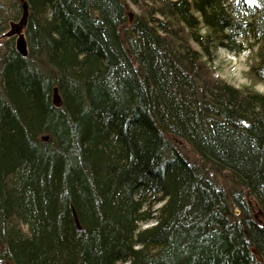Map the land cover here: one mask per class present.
Segmentation results:
<instances>
[{
  "label": "trees",
  "instance_id": "trees-1",
  "mask_svg": "<svg viewBox=\"0 0 264 264\" xmlns=\"http://www.w3.org/2000/svg\"><path fill=\"white\" fill-rule=\"evenodd\" d=\"M26 1L28 55L0 43V263L264 264V95L211 60L256 47L264 83V0ZM21 16L0 0V37Z\"/></svg>",
  "mask_w": 264,
  "mask_h": 264
},
{
  "label": "rangeland",
  "instance_id": "rangeland-1",
  "mask_svg": "<svg viewBox=\"0 0 264 264\" xmlns=\"http://www.w3.org/2000/svg\"><path fill=\"white\" fill-rule=\"evenodd\" d=\"M132 10H137L133 5H131ZM205 31H203L204 33ZM15 37L5 38L0 37V43H5L6 39H11ZM257 52L256 47L254 50H246L240 54H235L224 48H217V50L212 49L211 60L213 64V74L216 78L226 81L237 88H249L264 95V83L259 81L253 76V66L257 65V59L255 53ZM184 153L191 157L192 154L188 151L183 150ZM230 187L231 185H227ZM160 206L156 205L154 208ZM239 211L236 210V215ZM156 224V221L150 220L149 222L143 223L142 227H152ZM262 258V257H261ZM258 260V259H257ZM262 262L263 260H258ZM1 264V263H0Z\"/></svg>",
  "mask_w": 264,
  "mask_h": 264
},
{
  "label": "water",
  "instance_id": "water-1",
  "mask_svg": "<svg viewBox=\"0 0 264 264\" xmlns=\"http://www.w3.org/2000/svg\"><path fill=\"white\" fill-rule=\"evenodd\" d=\"M22 6V16L18 21L11 22L8 28V31L2 35V37L10 38L15 37V46L17 52L22 56L26 57L28 55V46L27 41L24 35V28L27 25L28 17H29V4L26 0H19ZM53 104L56 107H61L63 105V101L58 90L54 89L53 94ZM44 140H48L47 136L43 137ZM252 252L255 254L258 260H262L258 251L254 248Z\"/></svg>",
  "mask_w": 264,
  "mask_h": 264
},
{
  "label": "bare ground",
  "instance_id": "bare-ground-1",
  "mask_svg": "<svg viewBox=\"0 0 264 264\" xmlns=\"http://www.w3.org/2000/svg\"><path fill=\"white\" fill-rule=\"evenodd\" d=\"M19 1V0H18ZM20 2V1H19ZM20 4H21V2H20ZM21 8H22V6H21Z\"/></svg>",
  "mask_w": 264,
  "mask_h": 264
}]
</instances>
